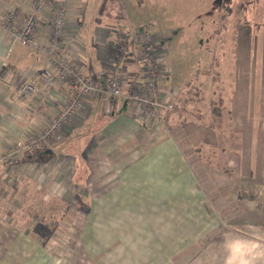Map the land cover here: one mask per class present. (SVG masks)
Returning <instances> with one entry per match:
<instances>
[{"label": "crops", "instance_id": "1", "mask_svg": "<svg viewBox=\"0 0 264 264\" xmlns=\"http://www.w3.org/2000/svg\"><path fill=\"white\" fill-rule=\"evenodd\" d=\"M20 1L0 0V16ZM62 1L68 26L61 53L103 85L116 42L113 29L120 27L100 18L86 23L84 0ZM263 16L264 9L261 24ZM46 31L40 24L39 37ZM239 32L246 41L245 27ZM260 49L259 71L249 72L254 62L250 44H237L234 72L222 80L229 86L224 98L207 88L198 87L195 99L188 90L183 95L174 90V110L163 124L130 102V93L146 78L131 45L121 96L112 100L104 91L86 96L64 125L60 142L19 159H2L8 147L21 146L45 127L68 96L64 88H54L45 100L33 99L35 110H29L12 86L40 85L47 58L0 31V264H9V257L18 264L23 246L18 252L17 242L29 237L23 226L43 218L41 207L50 215L44 205L55 198L78 208L72 223L78 219L85 225L80 243L89 247L88 253L74 264H91L101 254L124 255L119 253L123 241L128 249L143 251L159 242L160 250L149 256L166 261L161 241H168L167 231L182 238L185 224L195 225L196 264H264V41ZM161 68L168 70L164 63ZM215 78L219 75L211 76L212 84ZM168 80L169 73L158 80V89H172ZM188 104L191 109L185 111ZM193 110L195 118L185 119ZM192 210L195 220L185 217ZM33 213L38 217L30 220ZM16 232L20 236L13 239ZM233 241L241 247L233 249ZM216 243L224 248L212 247Z\"/></svg>", "mask_w": 264, "mask_h": 264}, {"label": "rangeland", "instance_id": "2", "mask_svg": "<svg viewBox=\"0 0 264 264\" xmlns=\"http://www.w3.org/2000/svg\"><path fill=\"white\" fill-rule=\"evenodd\" d=\"M84 4L86 23L100 18L110 25L126 29L130 34L139 32L148 24H159L163 30H168L165 41H159L161 43L158 42L156 46L158 49L162 47L165 51L162 63L168 66V87L177 92L181 91V94L188 90L189 95L194 99L198 87L212 89V93L220 92V97L224 98V90L229 89V86L227 81L222 80L231 77L230 74L234 72L235 50L240 41L241 46H244L246 41L250 44V57L254 59V62L249 72L259 71L257 68L262 62L260 43L264 41V16L263 24H261L263 0H84ZM244 27L248 31L246 41L243 34L239 32ZM213 75L215 77L219 75V79L216 82L215 78L212 84L211 76ZM181 103L180 101L179 104ZM190 104L193 106L195 103ZM190 104L187 105L188 108L185 107V111L191 109ZM224 106L225 104L222 105L221 112ZM189 113L184 114L187 115L185 119L195 118V111L191 114L192 116ZM220 117L222 122L223 115ZM40 204L43 205L44 202L41 200ZM44 207L52 212L48 215L49 213L41 207L42 214H39L44 218L45 215L47 216L46 221L42 220V217L39 219L41 222H47L44 230L45 233H49V236L44 244L40 238L34 237L33 240L30 236L37 226L34 221L25 224L22 232L25 234L28 232L29 237L24 235V239L17 242L18 252L20 245L23 246V254L17 257V263L74 264L85 259L89 247L86 248L80 243L81 232L85 225L79 223L76 218V222L72 223L73 218L79 216L78 208L77 210L71 208L69 202L56 198ZM63 209L64 212L61 214ZM189 214L185 217L195 220V211L192 210ZM34 216L33 213L29 219H37L38 215ZM184 228L182 238L176 240L175 236L173 237L167 231L168 241H161L165 244L168 253L166 261H163L162 256H149V253L160 250L157 247L159 242L152 243L151 247L146 246L143 251L140 248L128 249V242L123 241L120 242V246L124 244L125 248L123 250L120 248L119 253L124 252V255L101 254L100 257H93L90 263L151 264L158 263L159 260H162L160 262L162 264L165 262L172 264V261L175 264L177 262L178 264L199 263L198 257L195 258V225L185 224ZM18 233L16 232L12 238L19 237ZM240 244L242 243L233 241V249L241 247ZM204 247L208 248V244ZM212 247L222 250L224 245L216 243V246ZM247 247L252 246L247 245ZM88 258L91 259L89 256ZM100 258L104 261L101 262ZM8 259L9 264L16 263L15 258Z\"/></svg>", "mask_w": 264, "mask_h": 264}, {"label": "built area", "instance_id": "3", "mask_svg": "<svg viewBox=\"0 0 264 264\" xmlns=\"http://www.w3.org/2000/svg\"><path fill=\"white\" fill-rule=\"evenodd\" d=\"M40 24L47 28L42 38L39 37ZM67 26L68 15L62 0H22L5 8L0 16V31L12 42L30 46L47 58V66L40 74V85L23 82L12 86L26 101L27 108L35 110L32 100H45L54 88H64L68 96L67 102L57 108L45 127L27 136L21 146L8 147L2 159H19L23 154L60 142L64 125L76 116L86 96L100 91L106 92L112 100L121 96L131 45L135 46L137 60L146 71L142 85L129 95L131 104L144 108L163 124L166 115L174 110L177 93L172 89L161 91L157 86L160 78L168 77V72L161 68L165 51L162 47L156 48L159 41H165L168 30H163L159 24H148L133 34L124 28L113 29L116 42L111 64L100 85L93 74L84 75L61 53Z\"/></svg>", "mask_w": 264, "mask_h": 264}, {"label": "trees", "instance_id": "4", "mask_svg": "<svg viewBox=\"0 0 264 264\" xmlns=\"http://www.w3.org/2000/svg\"><path fill=\"white\" fill-rule=\"evenodd\" d=\"M39 214H42V210H39ZM42 220L46 221L47 219L44 218V216H43ZM51 223H53V222H51ZM35 226H37V229H35V232L34 233L38 236V239L39 238L41 239L42 244H44L45 241H46V239L49 236V233L48 234L45 233V230H44L45 229L44 227L47 226V222H41V220H40V222H37L35 224Z\"/></svg>", "mask_w": 264, "mask_h": 264}]
</instances>
